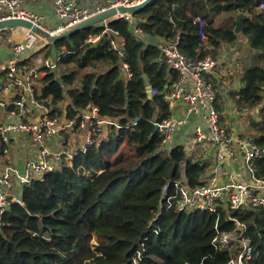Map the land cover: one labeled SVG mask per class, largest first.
<instances>
[{"label":"trees","instance_id":"obj_1","mask_svg":"<svg viewBox=\"0 0 264 264\" xmlns=\"http://www.w3.org/2000/svg\"><path fill=\"white\" fill-rule=\"evenodd\" d=\"M263 1L153 0L133 22H102L33 50L22 61L26 70L44 51L42 56L56 61L35 79L36 95L51 114L80 122L83 111L94 106L99 118L112 123L71 164L27 186L23 204L10 205L0 229V264H227L233 252L218 250L213 239L235 231V218L246 227L253 263L264 264V207L235 213L167 208L165 187L182 178L192 187L202 183L212 161L184 145L161 149L156 123L172 117L165 93L179 75L148 38L178 39L184 54L203 58L223 43L237 42V17L244 15L241 33L258 53L232 96L241 110L260 109L248 126L253 141L264 147ZM198 17L205 21L206 39ZM91 35L100 39L88 42ZM118 36L125 39L122 54L111 45ZM144 74L157 90L152 97ZM253 176L264 178V157L255 160Z\"/></svg>","mask_w":264,"mask_h":264},{"label":"built area","instance_id":"obj_2","mask_svg":"<svg viewBox=\"0 0 264 264\" xmlns=\"http://www.w3.org/2000/svg\"><path fill=\"white\" fill-rule=\"evenodd\" d=\"M142 0H92L83 5L75 0H53V12L56 23L48 24L45 14L25 5L24 0H0V19L19 18L31 21L52 35L59 34L75 24L102 13L110 8L132 6ZM264 10V1L260 5ZM126 18L133 22L131 14H117L113 19ZM200 37L206 39L203 30L205 21L198 17ZM108 21H105L107 23ZM24 37L20 41H11V58L0 64V151L6 156L0 164V229L4 226V216L13 203L23 204L21 195L24 189L45 173L71 164L75 153L80 149L69 144L63 134L76 129H86L90 134L87 144L93 142L95 134L101 135L111 120L98 117L94 106L83 111V119L69 118L50 113V107L36 95L35 79L46 73L45 68H55L56 61L38 55L32 68L26 70L22 61L35 50L34 44L40 38L32 30L24 27ZM135 32L141 29L135 27ZM100 35H91L87 41L96 42ZM113 48L122 54L125 45L123 37L111 39ZM162 60L178 72V80L165 93V99L173 108L176 102L185 104V114L181 117H169L159 124L163 134L161 149L169 143L176 129L193 120V135L200 157L211 160L210 170L202 183L192 187L184 178L175 181L172 188L164 189V202L174 211L202 210L209 213L245 212L252 207H264V178L253 176L255 160L264 157V147L253 141L250 135L234 136L225 122L224 115L217 108L218 91L207 78L218 59L214 55L193 59L179 48V40L167 42L162 48ZM124 68L127 64L123 63ZM129 77L131 73L127 74ZM153 93L157 90L153 89ZM88 112H91L88 113ZM193 116V119H192ZM23 135L29 136L36 156L29 159L22 170L12 162L11 148ZM62 140L55 146L52 138ZM213 146L210 150L209 146ZM240 156L251 174L250 181H238L229 167L231 157ZM18 184V189H16ZM237 229L223 233L213 239L218 250L233 252L227 264H254V253L249 238L245 236L246 227L238 219ZM137 260L134 261V264Z\"/></svg>","mask_w":264,"mask_h":264},{"label":"crops","instance_id":"obj_3","mask_svg":"<svg viewBox=\"0 0 264 264\" xmlns=\"http://www.w3.org/2000/svg\"><path fill=\"white\" fill-rule=\"evenodd\" d=\"M26 6L37 9L43 12L47 18L48 24L56 23V18L53 12V0H24ZM236 43L229 44L223 43L218 48L217 53L210 54L214 55L218 59V64L209 74L210 81L213 82L218 90V106L224 119L231 132L234 133L235 137L239 135H249V124H243L240 118V113L249 114V118L253 117L255 119L259 118V110L254 111L243 110L235 102V98L232 96V92L239 91L242 86V80L244 77V72L247 68L251 67L254 62V56L258 53L251 48V41L248 36L243 35L241 32ZM149 38L150 42L158 43L161 48L166 44L164 40ZM11 48L4 38L0 34V64L6 63L11 58ZM245 57V61L241 60ZM244 62V63H243ZM185 114V104L178 101L172 108V117H181ZM65 116V115H64ZM193 119V116H192ZM90 134L86 129H76L72 133L65 134V138L69 142L72 141L73 146L77 148H84L87 145V140ZM51 143L53 145L61 146L63 144L62 140L57 138H52ZM175 145H184L189 153L201 156L200 152L197 151V145L195 143L193 135V120L190 123L179 126L176 131L172 134L169 139L168 146L173 147ZM22 149H28L30 155H35L34 147L31 144L29 136L23 135L18 138L12 148L11 157L12 162L19 170H22L24 164L26 163L25 156H21L18 152ZM14 150H19L15 155H13ZM6 156L0 154V164L5 161ZM229 167L233 173V177L238 181H250L251 174L247 168L245 161L242 157H231L229 161ZM18 184L16 189H18Z\"/></svg>","mask_w":264,"mask_h":264},{"label":"water","instance_id":"obj_4","mask_svg":"<svg viewBox=\"0 0 264 264\" xmlns=\"http://www.w3.org/2000/svg\"><path fill=\"white\" fill-rule=\"evenodd\" d=\"M78 3H82L83 5H89L92 0H75ZM153 0H142L138 4H134L132 6H120L117 8H110L102 13H99L95 16H92L88 19H85L71 28L59 33L52 35L49 32L41 29L40 27L36 26L29 20L25 19H19V18H5V19H0V31H4L8 28H13V27H24L27 29L32 30L35 34H37L40 38L35 42L34 44V49H39L43 46H46L48 44H52L55 42H58L64 38H67L68 36L74 34L75 32L105 22V21H112L114 20V16L117 14H131L135 15L139 13L141 10H143L147 5H149ZM244 15H239L237 17V25L235 28V32L239 33L242 31L243 28V19ZM145 78V83H146V92L149 97L153 96V90H152V85L150 83L149 78L147 77L146 74L143 75ZM91 114V112H88ZM137 119H140L139 117ZM156 128L159 129V124L156 123Z\"/></svg>","mask_w":264,"mask_h":264},{"label":"rangeland","instance_id":"obj_5","mask_svg":"<svg viewBox=\"0 0 264 264\" xmlns=\"http://www.w3.org/2000/svg\"><path fill=\"white\" fill-rule=\"evenodd\" d=\"M0 34L6 38V41L8 44H10L11 41H20L23 37H24V29L23 28H8L4 31H0ZM46 51H44L43 53H41V55H45ZM243 61H245V57L243 56L242 59ZM244 63V62H243ZM241 112H243V110H241ZM240 118L242 119V123L243 124H247L249 122V114L246 113H240ZM227 122V119H226ZM108 132V128L106 129V133ZM105 132H103L101 135L103 137V135L106 134ZM63 138H65V134H63ZM69 144L73 146L72 141L69 140ZM168 145V144H167ZM210 150L214 149L213 146H209ZM215 150V149H214ZM19 150H14L13 155H15ZM21 156H25V160L24 161H28L29 159L33 158L35 155H30V151H28V149H22L18 152ZM189 211H194V210H189Z\"/></svg>","mask_w":264,"mask_h":264},{"label":"bare ground","instance_id":"obj_6","mask_svg":"<svg viewBox=\"0 0 264 264\" xmlns=\"http://www.w3.org/2000/svg\"><path fill=\"white\" fill-rule=\"evenodd\" d=\"M51 172V171H50ZM47 173H49V172H47ZM46 174V173H45Z\"/></svg>","mask_w":264,"mask_h":264}]
</instances>
